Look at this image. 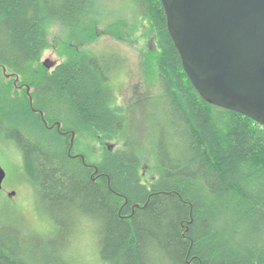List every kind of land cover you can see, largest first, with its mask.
I'll return each mask as SVG.
<instances>
[{"label": "trees", "instance_id": "16d2710c", "mask_svg": "<svg viewBox=\"0 0 264 264\" xmlns=\"http://www.w3.org/2000/svg\"><path fill=\"white\" fill-rule=\"evenodd\" d=\"M128 1L112 21L99 0H0V137L53 227L48 240L0 227V264H75L90 225L98 264H264V127L195 91L160 0ZM103 21L117 39L146 26L153 44L142 54L157 89L143 139L127 136L114 105L126 59L85 48ZM52 27L63 59L46 69Z\"/></svg>", "mask_w": 264, "mask_h": 264}, {"label": "water", "instance_id": "95a60500", "mask_svg": "<svg viewBox=\"0 0 264 264\" xmlns=\"http://www.w3.org/2000/svg\"><path fill=\"white\" fill-rule=\"evenodd\" d=\"M160 1L167 32L195 91L205 102L264 127V0ZM42 65L51 69L54 63ZM4 178L0 166V190Z\"/></svg>", "mask_w": 264, "mask_h": 264}, {"label": "rangeland", "instance_id": "374dc122", "mask_svg": "<svg viewBox=\"0 0 264 264\" xmlns=\"http://www.w3.org/2000/svg\"><path fill=\"white\" fill-rule=\"evenodd\" d=\"M99 3L103 12L109 15L105 18H114L112 21L126 15L128 13L126 5L130 6L128 0H99ZM114 36L107 22L103 21L98 26L95 41L85 48L99 54L114 52L126 59V68L113 83L116 93L114 105L123 109L127 119L125 126L127 136L143 139L142 136L150 129L149 118L154 112L157 89L145 76L146 69L143 66L142 54L149 44L150 48H153V44L147 36V27H140L136 23H130L124 28L119 39ZM48 37L51 47L44 52L41 62L48 60L55 65L63 59L60 54L63 36L57 27H52L49 29ZM120 138L118 142L111 144L113 148L121 145ZM148 146L149 144L145 142V152ZM145 152L142 169L144 178L151 174L148 155ZM0 166L5 171L0 190V227H16L24 234L44 237L48 240L47 237L53 231V227L48 218L38 212L37 195L23 172L21 154L12 143L4 141L1 137ZM13 192L15 194L12 196ZM81 234L77 253L73 256L76 260L75 264H95L96 261L90 253L92 250L90 247L94 245L95 240L93 227L90 225Z\"/></svg>", "mask_w": 264, "mask_h": 264}, {"label": "bare ground", "instance_id": "6f19581e", "mask_svg": "<svg viewBox=\"0 0 264 264\" xmlns=\"http://www.w3.org/2000/svg\"><path fill=\"white\" fill-rule=\"evenodd\" d=\"M3 183V182H2Z\"/></svg>", "mask_w": 264, "mask_h": 264}, {"label": "flooded vegetation", "instance_id": "af4514ba", "mask_svg": "<svg viewBox=\"0 0 264 264\" xmlns=\"http://www.w3.org/2000/svg\"><path fill=\"white\" fill-rule=\"evenodd\" d=\"M2 189V188H1Z\"/></svg>", "mask_w": 264, "mask_h": 264}]
</instances>
